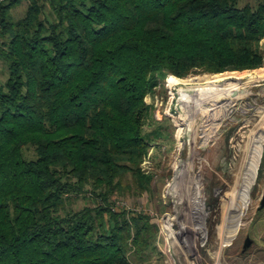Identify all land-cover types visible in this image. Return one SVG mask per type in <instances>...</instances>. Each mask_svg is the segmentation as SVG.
I'll return each instance as SVG.
<instances>
[{
  "label": "trees",
  "instance_id": "obj_1",
  "mask_svg": "<svg viewBox=\"0 0 264 264\" xmlns=\"http://www.w3.org/2000/svg\"><path fill=\"white\" fill-rule=\"evenodd\" d=\"M20 1L0 3V264H153L156 223L113 200L150 192L145 97L264 66V0H25L14 19Z\"/></svg>",
  "mask_w": 264,
  "mask_h": 264
},
{
  "label": "rangeland",
  "instance_id": "obj_2",
  "mask_svg": "<svg viewBox=\"0 0 264 264\" xmlns=\"http://www.w3.org/2000/svg\"><path fill=\"white\" fill-rule=\"evenodd\" d=\"M26 7L22 0L10 13L17 19ZM260 46L264 51V39ZM217 74L226 77L209 82ZM172 75L145 97L149 148L141 165L152 177L150 192L113 200L156 223L161 255L153 264H264V208L257 209L264 192V66ZM6 79L0 59V85ZM86 202L78 198L74 206ZM246 236L252 244L242 251Z\"/></svg>",
  "mask_w": 264,
  "mask_h": 264
},
{
  "label": "water",
  "instance_id": "obj_3",
  "mask_svg": "<svg viewBox=\"0 0 264 264\" xmlns=\"http://www.w3.org/2000/svg\"><path fill=\"white\" fill-rule=\"evenodd\" d=\"M262 208H264V192H262L261 199L259 201V205H258L257 209L259 210V209H262ZM251 241L252 240L249 238V236L245 237V240H244V243H243V247H242V251H244L249 246Z\"/></svg>",
  "mask_w": 264,
  "mask_h": 264
},
{
  "label": "bare ground",
  "instance_id": "obj_4",
  "mask_svg": "<svg viewBox=\"0 0 264 264\" xmlns=\"http://www.w3.org/2000/svg\"><path fill=\"white\" fill-rule=\"evenodd\" d=\"M259 76V75H258ZM251 77V76H250ZM233 78H240L239 76H234ZM226 79H228V78H226ZM226 79H224V80H226ZM236 81V80H235ZM236 90V89H235ZM234 90V91H235ZM242 90V89H241ZM230 91V90H229ZM217 94V93H216ZM239 96V95H238ZM260 154V153H259ZM258 158V157H257ZM256 163V162H255ZM257 165V164H256ZM246 173V172H245ZM246 180V179H245Z\"/></svg>",
  "mask_w": 264,
  "mask_h": 264
},
{
  "label": "flooded vegetation",
  "instance_id": "obj_5",
  "mask_svg": "<svg viewBox=\"0 0 264 264\" xmlns=\"http://www.w3.org/2000/svg\"><path fill=\"white\" fill-rule=\"evenodd\" d=\"M251 244H252V242L249 244V246H250ZM249 246H248V247H249ZM242 247H243V245H242Z\"/></svg>",
  "mask_w": 264,
  "mask_h": 264
},
{
  "label": "built area",
  "instance_id": "obj_6",
  "mask_svg": "<svg viewBox=\"0 0 264 264\" xmlns=\"http://www.w3.org/2000/svg\"><path fill=\"white\" fill-rule=\"evenodd\" d=\"M2 1H4V0H0V3H1Z\"/></svg>",
  "mask_w": 264,
  "mask_h": 264
}]
</instances>
